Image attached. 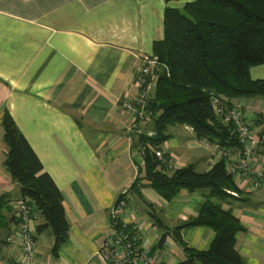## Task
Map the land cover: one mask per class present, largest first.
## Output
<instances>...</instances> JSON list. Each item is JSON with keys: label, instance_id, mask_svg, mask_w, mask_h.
I'll list each match as a JSON object with an SVG mask.
<instances>
[{"label": "crops", "instance_id": "0c3cea01", "mask_svg": "<svg viewBox=\"0 0 264 264\" xmlns=\"http://www.w3.org/2000/svg\"><path fill=\"white\" fill-rule=\"evenodd\" d=\"M186 1L0 0V194L8 193L0 207V253H16L6 235L21 196L3 164L1 116L7 108L63 193L67 238L55 256L53 235L38 233L37 264H101L96 251L114 201L143 172L142 155L131 146L132 133L143 127L132 122L121 98L134 92L141 55L153 53V41L163 36L165 6L181 7ZM249 74L264 78V62L252 65ZM233 99L245 101L248 115L264 118L263 97ZM181 125L192 136L185 140L179 132L171 133L161 150L171 155L175 167L193 163L197 170L208 169L217 160L214 149L197 144L192 128ZM242 189L244 193L225 198L222 205L245 226L235 234V248L249 263L264 264V186ZM140 191L126 193L133 211L125 210L121 218L150 216L151 207L168 227L195 216L207 194L203 188H181L166 200L148 184ZM179 232L201 249L214 236L205 224L185 225ZM146 233L156 241L161 229L150 226ZM159 247L164 264L184 257L171 232Z\"/></svg>", "mask_w": 264, "mask_h": 264}, {"label": "trees", "instance_id": "16d2710c", "mask_svg": "<svg viewBox=\"0 0 264 264\" xmlns=\"http://www.w3.org/2000/svg\"><path fill=\"white\" fill-rule=\"evenodd\" d=\"M153 53L158 64L155 93L147 105L151 128L134 131L131 143L142 155L143 172L137 173L114 203L121 198L128 201L127 192L141 195L144 184L166 200L173 199L181 188L206 189L197 214L172 227L166 226L150 207V216L161 229L158 242L167 233L173 234L184 253L176 264H251L235 248V234L245 226L231 208L222 205L225 198L244 193L227 171L224 159L206 170L187 163L167 171L169 154L163 152L159 158L155 149H161L169 137L167 127L174 124L189 125L196 136H205L220 146L238 143L230 128L214 114L211 101L218 94L264 98V78L249 74L252 65L264 62V0H188L181 7L167 5L163 36L153 41ZM262 117L257 115V121ZM1 126L6 146L3 164L18 184L20 197L29 198L33 211L41 217L36 232L48 230L53 235L51 252L57 256L68 234L63 193L7 108L3 110ZM7 195L0 194V207L7 202ZM197 224L208 225L214 231L205 249L189 245L179 232L182 226Z\"/></svg>", "mask_w": 264, "mask_h": 264}, {"label": "built area", "instance_id": "2783aa9c", "mask_svg": "<svg viewBox=\"0 0 264 264\" xmlns=\"http://www.w3.org/2000/svg\"><path fill=\"white\" fill-rule=\"evenodd\" d=\"M157 64L154 53L141 55L140 64L134 71V92L121 98L123 107L131 113L135 123L142 124L149 120L147 105L155 93ZM211 104L214 114L230 128V133L237 137L238 143L220 146L205 136H196L194 141L214 149L217 160L224 159L227 171L238 186L246 190L263 187L264 118L257 121L256 117L246 113L244 100H235L222 94L214 95ZM155 154L161 158L163 151L156 148ZM175 168L169 155L166 170ZM230 192L236 194L235 191ZM14 207V222L8 230L6 241L16 253L10 254L9 250L1 252L0 264H37V213L33 211L29 198L19 197ZM127 209L133 211L125 198L112 206L107 232L96 251L101 264H164L158 240L153 241L146 233L148 227L155 225L151 216L146 214L140 217L134 213L132 220L127 221L121 218ZM116 218L120 221H116Z\"/></svg>", "mask_w": 264, "mask_h": 264}, {"label": "rangeland", "instance_id": "374dc122", "mask_svg": "<svg viewBox=\"0 0 264 264\" xmlns=\"http://www.w3.org/2000/svg\"><path fill=\"white\" fill-rule=\"evenodd\" d=\"M133 123H135V122H133ZM141 126L143 127L142 128L143 130H150V128H151V120H148L147 122L142 123ZM180 127H181V129H180ZM182 127L183 126L181 124L169 125L167 127V132L169 134H171V133H175L176 134V132H179L182 135V137L186 140V139H188V136H192V133L189 130L183 129ZM197 168H200V167H197ZM173 170H171V171H173Z\"/></svg>", "mask_w": 264, "mask_h": 264}]
</instances>
